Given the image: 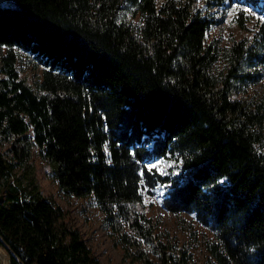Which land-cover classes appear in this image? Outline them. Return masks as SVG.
Listing matches in <instances>:
<instances>
[{
    "label": "trees",
    "instance_id": "obj_1",
    "mask_svg": "<svg viewBox=\"0 0 264 264\" xmlns=\"http://www.w3.org/2000/svg\"><path fill=\"white\" fill-rule=\"evenodd\" d=\"M194 1L0 0V247L10 264H103L43 195L32 145L66 194L97 201L130 263L188 262L144 212L142 190L166 185L163 205L180 224L187 212L213 232L216 264H264V108L233 99L230 82L247 61L264 64V0H237L257 14L254 35L226 50L234 73L222 82L208 43L217 19ZM127 6L141 26L122 19ZM251 18L241 9L237 23ZM17 48L44 66L37 85L20 76ZM158 159L180 173H159Z\"/></svg>",
    "mask_w": 264,
    "mask_h": 264
},
{
    "label": "rangeland",
    "instance_id": "obj_2",
    "mask_svg": "<svg viewBox=\"0 0 264 264\" xmlns=\"http://www.w3.org/2000/svg\"><path fill=\"white\" fill-rule=\"evenodd\" d=\"M163 1L158 0L159 5ZM207 1L195 0L194 8L217 19V22L208 31V43L212 44L219 56L212 67V74L222 82L234 73L231 71L232 62L226 55V50L236 41L245 38L250 40L253 37L257 14L237 0H227L223 7H210ZM241 9L246 16H253L248 20L245 29L237 23V16ZM122 19L135 26L142 25V18L140 14H136L135 6L125 7L122 10ZM16 52L20 76L27 78L31 84L37 85L42 81L44 66L21 49L17 48ZM257 62L254 59L251 62L254 65H249L248 61L241 65L238 69V76L231 77L230 82L233 99L246 101L249 105L259 106L262 109L264 108V64ZM30 135H33L31 131ZM31 150L32 161L37 170L43 195L63 212L69 213L72 223L82 233L86 244L98 259L103 264H142L141 262L130 263L131 256L128 247L122 243L120 234L106 219V215L97 201L92 197L79 198L66 194L52 177V166L43 158L38 146L32 145ZM150 166L163 175H178L180 173V163L174 159H158ZM166 191V185L142 190L144 212L147 217L153 218L157 223L156 233L160 239L170 246V250L175 256L186 252L187 264H216L206 246L207 240H215L213 232L198 222L194 214L187 212L182 214L185 226L180 224L178 216L163 205ZM0 248L5 250L8 264H10L7 250L3 247ZM150 255L154 258L157 257L151 251Z\"/></svg>",
    "mask_w": 264,
    "mask_h": 264
},
{
    "label": "bare ground",
    "instance_id": "obj_3",
    "mask_svg": "<svg viewBox=\"0 0 264 264\" xmlns=\"http://www.w3.org/2000/svg\"><path fill=\"white\" fill-rule=\"evenodd\" d=\"M0 264H8L5 250L0 248Z\"/></svg>",
    "mask_w": 264,
    "mask_h": 264
}]
</instances>
